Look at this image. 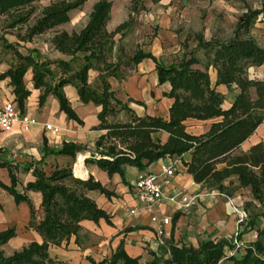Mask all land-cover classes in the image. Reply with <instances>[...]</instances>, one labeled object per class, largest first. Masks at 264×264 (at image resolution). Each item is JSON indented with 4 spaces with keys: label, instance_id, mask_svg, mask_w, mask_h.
Wrapping results in <instances>:
<instances>
[{
    "label": "trees",
    "instance_id": "trees-1",
    "mask_svg": "<svg viewBox=\"0 0 264 264\" xmlns=\"http://www.w3.org/2000/svg\"><path fill=\"white\" fill-rule=\"evenodd\" d=\"M41 1L0 0V49L11 55L9 68L0 74V81L9 80L14 103L22 114L31 96L25 79L31 71L34 89L41 91L39 107L43 108L47 98L54 96L67 119L83 126L84 122L64 90L66 86H72L81 103H92L100 108L99 124L93 130L103 134L95 144V152L86 159V164L97 166L109 177L119 174L126 183L127 167L144 171L159 160H182L185 155H190L184 166L196 184L227 196H232L239 189H249L253 200L263 208L259 215L264 218V143L236 154L264 123V78L252 79L249 75L252 68L264 69V46L251 38L242 39L238 34L228 42L217 39L206 41L202 34H197L196 49L204 51L207 60L204 68L198 67L201 60L193 53L188 59L167 65L150 52L138 50L130 56L122 48L116 60L109 61L116 36L123 38L130 22L122 23L110 32L108 24L113 3L99 0L82 30L56 32L50 39L53 48L68 58L50 61L43 59L39 51L24 46L67 24L71 13L81 10L87 0H56L43 7L38 5ZM233 1L248 7L249 0ZM139 11L138 0H134L131 13ZM260 15H264V0L259 10L250 9L243 15L237 31L249 30ZM7 37H14L15 42H10ZM22 48L27 54L20 51ZM143 60H152L159 84L170 87L169 92L164 94V97L173 100L166 118L137 115L128 103L116 97L112 88V79L126 80ZM210 68L216 72L214 83L209 74ZM91 71L98 73L93 83L90 82ZM221 86L238 91L229 108L223 107L225 97L218 91ZM121 115L125 120L121 119ZM189 122H211V125L205 133L194 134L188 130ZM162 133L168 134L165 143L160 137ZM86 151V146L73 142H65L61 148L51 150L45 145L43 159L24 171L31 172L33 180L24 185L23 192L17 190L19 179L14 171H9L10 185L0 180V189L12 196L17 205L28 204L30 221L27 229L41 238V242H31L20 251L6 255L1 247L16 237V228L1 231L0 264H64L51 258L50 249L61 247L72 236L78 235L84 221L98 224L105 220L113 226L110 214L87 194L99 192L111 199L116 196L114 192L93 176H77L72 166L57 167L50 173L40 168L47 156L62 155L76 159L78 154ZM227 182L229 185H226ZM30 192L41 194L39 209L33 205L28 195ZM179 217L176 215L174 222ZM254 226V221L248 223V228L253 229ZM135 230L127 228L123 233ZM257 233V240L245 247V254L240 258L226 255V247L234 250L226 241H204L198 248L179 247L171 241L167 246L168 258L154 254L150 264H220L224 259L233 264H264V227H259ZM90 262L139 264V259L131 257L121 242L110 257L100 262L90 259Z\"/></svg>",
    "mask_w": 264,
    "mask_h": 264
},
{
    "label": "crops",
    "instance_id": "crops-1",
    "mask_svg": "<svg viewBox=\"0 0 264 264\" xmlns=\"http://www.w3.org/2000/svg\"><path fill=\"white\" fill-rule=\"evenodd\" d=\"M167 22L168 19L164 21L165 26L168 24ZM148 47L149 49H145L144 52L152 53L161 61L159 55L162 53L157 54L150 50V46ZM113 56L115 59L117 54L114 53ZM60 58L68 59L61 54ZM252 69H260L264 73L263 68ZM5 71L2 68L0 74ZM95 73L97 72H90V74ZM93 76L95 77V75ZM213 76L216 80L215 70ZM25 79L27 87L31 91V96L26 102L24 114L36 119L37 124L31 127L29 131H24L20 125H16L11 133L0 132V180L6 185H10L9 171H14L17 175L18 171H27L29 165L41 161L44 157L45 145L51 150L61 148L65 142H73L86 146L88 151L78 154L76 159L62 155L47 156L42 164L44 171H53L57 167L62 168L73 166L74 164L75 167L77 166L78 169L84 172L85 176L82 178L93 176L108 190L116 194L115 197L108 199L99 192L100 195L97 192H88L87 195L101 209L110 214L113 226L109 225L105 220H101L98 224L84 221L78 235L72 236L61 247L50 249L52 259L64 264H91L90 259L100 262L110 257L123 242L126 252L131 257L138 258L139 264H150L154 259V254L157 257L168 258L167 246L171 241L179 247L186 245L198 248L202 242L209 240L228 242L234 250L231 247H226V255H235L240 258L245 254V247L257 240V229L264 227V221L262 222L263 226L256 224L253 229L248 228L247 223L244 227L245 233H241L238 237L243 248L235 251L233 244L237 229V218L233 213L232 205L244 208L245 206L261 207L260 204L253 200L249 189H239L232 196H227L206 186L196 184L184 166V162L189 161L190 155H185L182 160L174 158L159 160L144 171H140L135 167H127L126 183L119 174L109 177L97 166L88 165L85 162L95 152V144L103 134V132L93 130L99 124L98 114L100 108L92 103H81L76 89L72 86H66L64 89L65 93L72 107L84 122V125L80 126L76 122L68 120L67 116L60 111L59 102L54 96H49L45 106L40 108L38 98L41 91L34 89L31 71H28ZM150 79L152 87H150ZM111 84L116 97L123 103H128V106L137 115L161 116L165 118L168 116L173 100L164 97V94L169 92L170 87L168 84H159L156 65L152 60H143L136 66L129 78L123 81L112 79ZM223 88L227 89L221 86L218 87V91ZM7 102H14V95L8 79L0 81V108ZM136 102H141V104L139 105ZM229 107L230 105L227 108ZM194 123L189 122L188 125L190 126ZM46 124L59 127L61 129L60 134L56 135L46 131L44 128ZM208 129H200L199 132L194 134L205 133ZM260 130L261 127L241 146L239 151L247 152L252 146L263 143L264 130L263 133H259ZM160 137L164 143L168 140V134L166 133H162ZM81 159L82 164H80ZM172 165H175V174L167 181L162 174V169L165 166ZM75 167L74 172L77 169ZM149 173L159 176V181L163 184L166 194L185 191L192 197H196L195 204L188 209H181L179 206L165 200L154 205L150 209V213L140 207L135 197L134 188L136 181L141 176ZM26 174H28L26 183L33 180L31 172ZM226 185H229V182ZM5 193L8 194L7 192ZM28 195L35 208L39 209L41 194L30 192ZM9 200L13 202L14 198L12 197ZM1 203L3 209L0 210V232L10 227H15L17 233L14 239L1 247L6 255H12L14 252L20 251L31 242H41V238L36 232L27 229L30 221L28 204L17 205L15 203L16 206L10 212L6 211L4 203ZM176 215L180 217L174 222ZM155 216L170 218L171 223L168 225L153 223L152 218ZM133 224H137V226L139 225L142 228L139 229ZM127 228L136 230L128 234L123 233ZM160 231L161 235L159 234ZM149 240L150 251L144 249L147 245L143 243ZM220 264H233V262L224 259Z\"/></svg>",
    "mask_w": 264,
    "mask_h": 264
},
{
    "label": "rangeland",
    "instance_id": "rangeland-1",
    "mask_svg": "<svg viewBox=\"0 0 264 264\" xmlns=\"http://www.w3.org/2000/svg\"><path fill=\"white\" fill-rule=\"evenodd\" d=\"M56 0H43L38 5L43 7ZM99 0H87V3L81 10L71 13L70 21L55 30L37 37L33 43H29L24 47L30 50H37L41 53L43 59L57 61L60 54L50 44V39L56 32L67 31L69 33L79 32L88 22L89 14L96 2ZM113 3L111 20L108 24V30L114 31L119 25L127 21L130 22L129 29L125 30L123 38L121 35L116 36L113 52L108 56L109 61L114 59L113 54L118 55L120 49L130 56L134 55L138 50L145 51L149 49L160 54V60L167 64H177L184 58L188 59L190 55L195 54L200 60L199 68H204L207 60L204 51H197L196 35L202 34L206 41L217 39L221 42H228L234 39L236 34L242 39H254L260 46H264V15H260L255 24L249 30H239L238 25L243 15L248 10H259L263 0H249L248 7L236 3L233 0H138V13H131V7L134 0H110ZM144 9V10H142ZM131 13V14H130ZM168 19L165 26L164 21ZM10 42H15L14 37H7ZM20 51L27 54L22 48ZM11 55L0 49V70L9 68ZM214 70L209 69L212 82H215L213 76ZM95 75V77L93 76ZM250 78L263 79L264 73L260 69H250ZM97 73L90 74V82L93 83ZM150 87L152 82L150 79ZM225 97L223 107L227 108L234 100L238 91L219 89ZM255 97V94H253ZM125 120L124 115L120 116ZM211 122L194 123L189 126V132L197 133L200 129L209 128ZM264 123L259 133H263ZM264 143V138L262 139ZM241 151L236 152V154ZM178 159V158H174ZM77 162V161H75ZM73 171L75 165L73 164ZM43 168V165H40ZM50 173L51 171H46ZM75 173V172H74ZM19 185L17 190L23 191V187L28 178V174L24 171H18ZM0 189V200L4 203L6 211H12L16 206L14 200L10 202L12 197ZM98 193V192H97ZM98 195H100L98 193ZM35 199V198H34ZM33 199V201H34ZM248 214V222H255L258 226H263L264 218L260 217L263 208L245 206ZM137 228H142L133 224ZM11 228V227H10ZM150 229L149 227H147ZM145 229V228H144ZM147 246L145 250L150 251V240L144 241ZM227 250V249H226Z\"/></svg>",
    "mask_w": 264,
    "mask_h": 264
},
{
    "label": "built area",
    "instance_id": "built-area-1",
    "mask_svg": "<svg viewBox=\"0 0 264 264\" xmlns=\"http://www.w3.org/2000/svg\"><path fill=\"white\" fill-rule=\"evenodd\" d=\"M37 124L36 119L27 114H22L16 107L14 102H7L0 108V132L11 133L16 125H20L24 131H29L31 127ZM45 130L53 134H60L61 129L57 126L46 124ZM175 165L165 166L162 169L164 178L168 181L175 174ZM165 180V181H166ZM135 197L140 205L150 213V209L159 203L167 200L181 209H188L196 202V197H192L185 191L178 193L166 194L163 184L159 181V176L154 174H145L137 181L134 188ZM233 213L237 218V229L234 238L235 251L243 248V245L238 240V237L244 230L248 222V214L244 207L232 205ZM134 213V211H132ZM153 223H162L168 225L171 223L170 218H152ZM161 235V231L159 232Z\"/></svg>",
    "mask_w": 264,
    "mask_h": 264
},
{
    "label": "bare ground",
    "instance_id": "bare-ground-1",
    "mask_svg": "<svg viewBox=\"0 0 264 264\" xmlns=\"http://www.w3.org/2000/svg\"><path fill=\"white\" fill-rule=\"evenodd\" d=\"M80 164H82V159L80 160ZM75 174L77 176H79V177H84L85 176L84 172L82 170L78 169V168L75 170Z\"/></svg>",
    "mask_w": 264,
    "mask_h": 264
}]
</instances>
